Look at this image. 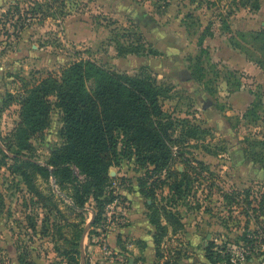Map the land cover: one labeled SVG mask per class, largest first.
Wrapping results in <instances>:
<instances>
[{
    "label": "rangeland",
    "instance_id": "rangeland-1",
    "mask_svg": "<svg viewBox=\"0 0 264 264\" xmlns=\"http://www.w3.org/2000/svg\"><path fill=\"white\" fill-rule=\"evenodd\" d=\"M28 1L0 0V148L10 154L6 150L10 144L9 133L18 121L15 98L21 95L23 87L49 73L56 74L60 67L75 58V51L118 72L132 74L144 66L158 82L171 87L169 97L162 100L163 110L175 118H187L207 128L203 144L207 143L211 152L192 145L200 144L193 141L185 146L186 156L200 160L205 168L190 172L193 185L187 197L177 202L175 208L183 228L175 234L167 233L160 247L162 258L153 264L163 261L175 264L178 260L180 264H209L206 260L202 261L208 242L217 247L247 246L246 256L250 258L243 264H264V204L259 208V203L264 200V168L248 160L243 152L244 137L259 138L264 134V119L251 123L239 117L254 100L252 92L260 94L261 104L264 105V72L253 62L264 58L261 39H254L252 32L257 30L251 29L237 30L243 33L241 35L232 31L226 38L229 41L233 36L240 46L238 51L246 54L249 57L247 59L245 55L247 60L253 59L251 63L259 70L256 71V79H241L244 87L228 98L224 95V83H221L220 77L209 83L215 88L212 96L192 80L187 61L188 57L197 53L196 41L203 25L212 33L214 28L222 30L224 23L229 25L231 20L256 24L258 17L252 14L262 16L264 20V0H257V10L239 7L237 0H68L71 12L62 22L52 18H35L28 24L24 21L26 25L22 29L12 28L8 24L10 17L6 19L3 13L15 2L25 8ZM20 13L23 14L22 11ZM95 15L97 18L93 20L91 17ZM11 18L14 22L15 17ZM121 26H132L139 31L158 54L117 56L110 41L113 34L108 30ZM217 63L221 69V66L228 68L220 61ZM7 93L12 94V100L8 99ZM218 105H222V111L217 109ZM59 129V114L53 108L47 128L31 141L37 162L42 164L60 143ZM5 162L10 164L11 160L6 159ZM175 166L178 170L182 169L179 164ZM111 168H133L135 185L136 178L142 174L136 171L131 161L122 160L118 166ZM112 180L113 194L121 208L124 192L131 189L130 179L115 176ZM35 184L44 195L51 190L52 199L65 215V221L77 220L63 205L69 204L63 198L64 192H70L68 187L59 191L51 177L47 180L36 177ZM139 197L146 212L145 199ZM92 206L91 200L84 204L83 227L90 217ZM49 208L48 201H39L26 191L17 174L0 166V264H22L19 263V256L24 264H66L61 252L70 246L62 236L70 235V227L61 226L56 232L57 225L52 224L62 225L65 221L57 212L48 211ZM243 236L252 240V247L243 244ZM89 239L86 232L83 241L85 264H93L91 255L86 251L87 245H97L93 233H90ZM129 241L136 247L141 246L137 240ZM108 257H119L121 261L117 262L120 263L127 258L112 250ZM78 259V264H81Z\"/></svg>",
    "mask_w": 264,
    "mask_h": 264
},
{
    "label": "trees",
    "instance_id": "trees-1",
    "mask_svg": "<svg viewBox=\"0 0 264 264\" xmlns=\"http://www.w3.org/2000/svg\"><path fill=\"white\" fill-rule=\"evenodd\" d=\"M237 1L239 7L258 9L257 0ZM70 12L68 0H30L25 8L15 2L3 16L6 19L10 17L8 24L12 28L22 29L35 18H52L62 22ZM11 17H15L14 22ZM91 18L94 20L97 16ZM24 21L27 23L24 24ZM222 30L232 34L225 23ZM108 31L113 34L110 41L117 56L158 54L132 26L114 27ZM235 33L241 35L242 32ZM252 33L254 39H261L264 49V30ZM206 35H211L208 27H204L198 35L197 53L187 58L189 77L211 96L215 88L209 83L220 77L221 83H224V95L228 97L244 87L241 79L250 76L224 66H221L222 70L217 62L210 61L207 48L202 46V39ZM229 44L234 49H240L233 36L229 38ZM74 54L75 58L60 67L56 74L49 73L30 86L23 87L21 95L15 98L18 121L9 133L10 144L6 150L10 154L7 155L0 148V166L17 174L26 191L39 201H48V211L57 212L64 221L66 217L52 199L51 190L44 195L37 188L35 178L47 180L51 177L59 191L67 187L70 189L69 193H63V198L69 204L63 205L77 220H66L62 225L53 223L52 226L57 225L56 232L61 226L70 227V235L62 236L70 247L64 248L61 254L66 264H78V241L85 222L82 214L84 204L89 200L93 202V219L87 230L90 241L89 235L93 233L94 225L102 219L105 205L115 198L113 180L108 176L109 167L118 166L122 160L131 161L135 169L142 173L136 178V185L138 193L145 199V215L153 227L151 239L154 258L158 261L162 258L160 247L167 233L175 234L183 228L175 208L177 202L187 197L193 185L190 172L205 168L200 160L186 156L185 146L193 141L200 144L192 145L211 153L207 143L203 144L208 129L187 118H175L163 110L162 100L169 97L171 87L158 82L146 67L141 66L135 73L128 74L84 58L78 51ZM253 62L264 72V58ZM208 73H211L209 77ZM252 95L254 100L239 117L254 123L264 119V105L259 93L252 92ZM6 96L12 100V94L7 93ZM53 108L59 114L60 143L41 164L33 156L31 141L47 128ZM217 109L222 111V105H218ZM243 143L244 156L264 168V134L259 138L244 137ZM6 159L11 163L6 164ZM175 164L181 165L182 169L178 170ZM163 188L166 189L164 194ZM59 201L63 203L61 199ZM259 204L261 208L264 200ZM242 240L243 244L252 247L251 239L243 236ZM137 242L143 247L142 242ZM213 245L208 242L204 248L206 262L230 264L227 253H223L224 246ZM215 247L221 248L222 253L217 252ZM19 257V263L24 264ZM249 258L246 256L245 261H249ZM167 262L161 264H169Z\"/></svg>",
    "mask_w": 264,
    "mask_h": 264
},
{
    "label": "crops",
    "instance_id": "crops-1",
    "mask_svg": "<svg viewBox=\"0 0 264 264\" xmlns=\"http://www.w3.org/2000/svg\"><path fill=\"white\" fill-rule=\"evenodd\" d=\"M257 12H259V10ZM252 16L258 17V21H256V24L247 23L246 20L240 19V22L237 20L232 22L231 20V22L229 21L228 23L229 29L233 32L237 30L244 31L249 29H264V20H262V16H258L255 13L252 14ZM214 25L216 26L218 25V23H214ZM204 26L205 25H203L202 28H204ZM229 35L230 34L225 31L223 32L218 28H214L211 35H206L205 37H203L202 46L207 48L210 61H220V63H224L229 69L243 72L244 74L256 79V71L258 70L257 67L253 65L251 61L247 60L243 53H241L237 49H234L229 44V41L226 40ZM232 93H230L228 97H230ZM111 167H109L108 169V176L111 178L113 177V179L115 176H124L130 179L129 186L131 187V189L124 192V200L121 206V210L123 215L125 216L127 224L123 227H115L110 229L106 233L105 242L107 247L109 248V251L112 250L113 253L120 252L126 255L127 258L122 263L117 262L121 261L119 257H108L104 255L99 246L95 243H89L86 247V251L91 255L90 258L93 259V264H153V262L156 261L154 258L153 243L151 239L153 227L149 224L145 215L146 212L144 206L141 205L139 201L140 194L138 193L137 185H135V183L133 182L134 174L132 173H134V169ZM136 171L141 172V170ZM189 235L194 236V234L190 233ZM129 240H139L143 243V247H136ZM190 245H192L191 241ZM202 258V261H205L204 257ZM180 263L181 262L178 260L175 264Z\"/></svg>",
    "mask_w": 264,
    "mask_h": 264
},
{
    "label": "built area",
    "instance_id": "built-area-1",
    "mask_svg": "<svg viewBox=\"0 0 264 264\" xmlns=\"http://www.w3.org/2000/svg\"><path fill=\"white\" fill-rule=\"evenodd\" d=\"M119 201L118 199L114 198L111 202L107 203L104 207L106 213L103 212L102 219L94 225L92 228L95 242L101 249L104 255L108 256L110 254L109 249H107V245L105 242L106 233L115 227H123L125 226L126 219L122 213L121 208L118 206ZM106 208V209H105ZM108 209H110L108 211ZM217 252L222 253L221 248L217 249ZM248 247L241 246L238 248L231 247L229 245L224 246L223 253H227L228 255V262L230 264H243L245 262L246 254Z\"/></svg>",
    "mask_w": 264,
    "mask_h": 264
},
{
    "label": "water",
    "instance_id": "water-1",
    "mask_svg": "<svg viewBox=\"0 0 264 264\" xmlns=\"http://www.w3.org/2000/svg\"><path fill=\"white\" fill-rule=\"evenodd\" d=\"M93 219V213L91 212L90 217L88 219V221L86 222L85 226L83 227V230L81 232L79 241H78V251H79V258H80V262L81 264H85L84 263V253H83V241H84V234L87 232L91 222Z\"/></svg>",
    "mask_w": 264,
    "mask_h": 264
}]
</instances>
